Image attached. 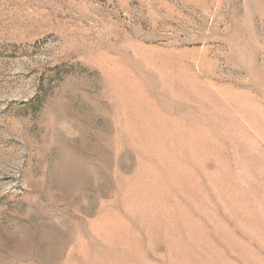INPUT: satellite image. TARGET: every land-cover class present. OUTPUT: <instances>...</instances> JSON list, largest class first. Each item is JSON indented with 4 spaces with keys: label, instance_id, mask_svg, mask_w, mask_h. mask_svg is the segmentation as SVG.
Here are the masks:
<instances>
[{
    "label": "rangeland",
    "instance_id": "obj_1",
    "mask_svg": "<svg viewBox=\"0 0 264 264\" xmlns=\"http://www.w3.org/2000/svg\"><path fill=\"white\" fill-rule=\"evenodd\" d=\"M0 264H264V0H0Z\"/></svg>",
    "mask_w": 264,
    "mask_h": 264
}]
</instances>
